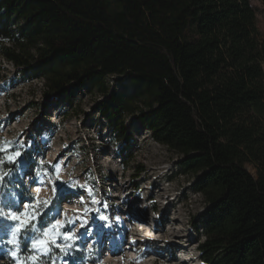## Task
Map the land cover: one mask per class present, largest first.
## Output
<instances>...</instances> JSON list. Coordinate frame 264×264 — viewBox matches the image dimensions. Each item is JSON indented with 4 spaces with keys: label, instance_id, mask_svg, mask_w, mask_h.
<instances>
[{
    "label": "trees",
    "instance_id": "1",
    "mask_svg": "<svg viewBox=\"0 0 264 264\" xmlns=\"http://www.w3.org/2000/svg\"><path fill=\"white\" fill-rule=\"evenodd\" d=\"M0 56L42 81L54 101L72 106L85 87L105 98L97 112L124 169L134 160L130 117L182 156V173L196 178L193 191L208 207L194 224L203 229L202 263L264 264V37L251 0H0ZM109 78L128 90L113 91ZM31 165L58 184L50 165L16 140L0 141V224L17 188L29 215L21 238L56 209L23 182L15 187ZM86 181L94 197L96 175ZM45 251L20 248L21 264L89 260L51 243Z\"/></svg>",
    "mask_w": 264,
    "mask_h": 264
},
{
    "label": "rangeland",
    "instance_id": "2",
    "mask_svg": "<svg viewBox=\"0 0 264 264\" xmlns=\"http://www.w3.org/2000/svg\"><path fill=\"white\" fill-rule=\"evenodd\" d=\"M251 4L256 12L257 27L264 37L263 3L251 0ZM109 83L113 91L128 90L122 79L109 78ZM45 92L42 81L28 79L0 56V141L16 140L20 148L29 151L36 164L52 167L59 180L58 189L47 175L37 172L35 165L20 168V180L14 183L18 187L23 182L37 201L55 202L53 212L45 211L50 222L53 218L58 224L74 222L63 229L78 237L73 247L69 248L62 236L57 243L68 253L85 251V256L89 257L86 264H187L189 257L196 264H204L198 251L203 229L199 226L198 231L194 224L206 215L208 207L203 196L193 191L196 178L182 173V156L154 141L138 119L130 117L126 124L135 140L134 160L126 170L110 139L108 126L97 112L98 103L105 98L85 87L76 93L71 106L65 101L47 98ZM49 138L50 142L45 144ZM55 153H61L58 160ZM139 167L143 169L141 174L137 171ZM247 167L255 173L252 166ZM90 172L98 179L94 197L88 193L91 188L86 181ZM35 186L40 192H35ZM122 197H128V201L124 203ZM10 199L12 203L2 206L5 222L0 224V264H21L20 248L28 246L39 254L47 252L31 247L30 237H20L22 221L29 218L27 202L19 201L17 188L11 191ZM133 204L138 210L130 212L128 208ZM164 213L175 223L164 222ZM13 215H19L20 219L11 220ZM117 220L121 222L116 223ZM133 222L137 225H132ZM171 229L187 235L190 242L184 243L190 246L188 249L173 247ZM111 233H116L117 239L127 238L120 246L125 258L118 251L112 263L108 261V251L116 240H108ZM142 235L148 242L140 245L138 253L132 248ZM148 248L152 251L145 253ZM143 253L144 257L139 258ZM75 258L72 254L70 258L58 259L57 264H82L75 263Z\"/></svg>",
    "mask_w": 264,
    "mask_h": 264
},
{
    "label": "snow or ice",
    "instance_id": "3",
    "mask_svg": "<svg viewBox=\"0 0 264 264\" xmlns=\"http://www.w3.org/2000/svg\"><path fill=\"white\" fill-rule=\"evenodd\" d=\"M21 152L17 151L15 153V157L19 158L21 156ZM60 185H56V188L58 189ZM67 187V186H66ZM27 215V214H25ZM20 219L19 215H13L11 216V220L17 221ZM37 220V223L33 225L24 235V239H28L29 237L33 241V244L31 247L33 248H42V249H48L49 243L52 245H55L57 248H60V250L63 252L64 248L62 245L57 243V240L62 236V239L65 242L68 243V247H73L75 241L78 239V237L74 236V233L72 231H63V229L67 228L69 223L74 222H66L65 224H58L57 219L53 218V220L48 225H43V222L40 221L38 218H35ZM22 223L27 224L28 220L22 221ZM19 231V229H17ZM38 232H43V239H39L37 236ZM15 253H13V257L15 258ZM33 259H36L33 257Z\"/></svg>",
    "mask_w": 264,
    "mask_h": 264
},
{
    "label": "bare ground",
    "instance_id": "4",
    "mask_svg": "<svg viewBox=\"0 0 264 264\" xmlns=\"http://www.w3.org/2000/svg\"><path fill=\"white\" fill-rule=\"evenodd\" d=\"M50 140H51V138L47 139L45 141V144H48L50 142ZM48 148H49V150L52 149L50 146H48ZM60 154L61 153H55V157L57 158V160H58ZM34 188H35V192L36 191H39L40 192L38 186H35ZM43 194H45V192H43ZM121 199H122V201L124 203L128 201V197H122ZM128 210L130 212H134V211L138 210V207H136V205L133 204V205H131L128 208ZM162 220L164 222L169 220V221H171V223H175V220H170L166 213L163 214ZM118 222H120V221L117 220L116 223H118ZM132 225H135L136 226L137 223L136 222H133ZM132 230H133V228H132ZM169 232H170V236H171L172 240L175 241V244L173 245L174 248L177 247V246H180V247H183V249L186 250V249H188L190 247V246H187V244L185 245V243H184V242H186V243H189L190 242L189 240H187V235H185V234H182L181 235L180 233H178V231H175L173 229H171ZM114 234H116V233H111V235L108 238V240H110V239H112L113 241L116 240V244L114 246H112V250L111 251H108L110 253L109 254L110 255V258H109L108 261L111 262V263L115 261V257H116V254L118 253V251H120V256L122 258H125V256H126L125 253L122 251V249H120V246L127 239L126 236L123 237V238L117 239L116 237H114ZM145 240H147L146 239V236L141 237V239H136L135 242H134V244H133V248L132 249L135 252H138L139 253L141 251L140 245L143 246L146 242H148V241H145ZM158 240L159 239H155L154 241H158ZM173 247H171L170 250H173ZM163 249H164V247H163ZM146 251L147 252H145V253H148L149 251H152V248H148ZM145 253L140 254L139 258L142 259L144 257V255H145ZM186 263L187 264H196V261L193 258L189 257V259L186 261Z\"/></svg>",
    "mask_w": 264,
    "mask_h": 264
}]
</instances>
